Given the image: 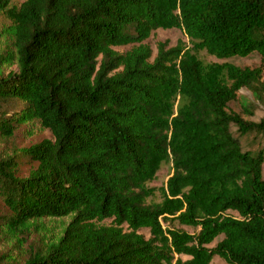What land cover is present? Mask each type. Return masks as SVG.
Instances as JSON below:
<instances>
[{"label":"trees","instance_id":"16d2710c","mask_svg":"<svg viewBox=\"0 0 264 264\" xmlns=\"http://www.w3.org/2000/svg\"><path fill=\"white\" fill-rule=\"evenodd\" d=\"M1 15L0 264H264V117L231 111L243 89L264 107V0H0ZM160 29L191 46L154 56ZM35 125L50 137L21 143Z\"/></svg>","mask_w":264,"mask_h":264},{"label":"rangeland","instance_id":"374dc122","mask_svg":"<svg viewBox=\"0 0 264 264\" xmlns=\"http://www.w3.org/2000/svg\"><path fill=\"white\" fill-rule=\"evenodd\" d=\"M25 0H13L14 5H20L24 2ZM9 25V21L4 17L0 16V30H4L6 26ZM163 43L166 44V47L168 49H171L173 47H176L180 43L187 44L188 46L190 45L189 39L186 37L185 33L182 30L179 29H171V30H157L155 31L152 36L144 42V44L148 45L154 52V56L157 54L158 51V44ZM3 45V40H0V48ZM132 48V46H127V47H122L116 49L117 51L121 53H125L129 51ZM200 58L203 59L205 62L209 63H231L239 67H257L260 65L261 58L259 55L254 54L251 55L247 58H233L225 61L218 60L210 55H208L206 52H200ZM7 71L11 70H16V66H10L6 68ZM264 81V77H263ZM255 99L251 93V91L247 89H243L239 92L238 94V99L235 103L231 105V111H234L236 113L241 114L246 120L248 121H260L264 117V107L259 106L258 104H254ZM254 104V106H253ZM247 105L249 108L251 106V109L253 108L254 110V116L248 117L245 116L243 113V108L244 106ZM251 105V106H250ZM50 137L49 132L41 129L38 125H35L32 127V134L31 136H27L25 133H21L20 135V142L21 143H29L31 141H37L41 140L43 138H48ZM253 139H248L245 141V144L247 143V147L255 148L258 149L259 145L254 143L250 144L249 141H252ZM0 151H1V145H0ZM173 174V167L171 163H164L158 172L156 179L151 182L148 186L150 188L156 189V194L155 196L151 199L155 202H160L162 200L161 194L159 192V189L164 187L167 184V181ZM229 216H234V217H239L237 213L233 211H229L227 213ZM69 221L68 218H65L64 220H48L44 223L46 226L45 230L40 232V233H35L31 239L38 238L40 236H43L44 239L46 240L47 238H50L52 235L58 234L60 232V229L63 227L64 224H67ZM105 225H110L111 221H106L103 223ZM175 229H180L185 232H187L190 235H196L200 232V228L193 227V226H184V225H179L177 223L174 224L173 226ZM141 234H143L146 238L150 237V233L148 230H142ZM223 239V236H220L219 238L216 239V241L208 246V248H214L221 240ZM26 247L24 250H21V246L16 247L11 250V256L13 258L20 259L21 256L26 252ZM5 251L6 248L4 247L3 243L0 241V251ZM184 260H187V257H183ZM212 264H226L223 259H221L218 256H215Z\"/></svg>","mask_w":264,"mask_h":264}]
</instances>
